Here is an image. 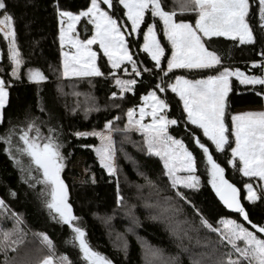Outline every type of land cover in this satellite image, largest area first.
Wrapping results in <instances>:
<instances>
[{
	"label": "snow or ice",
	"instance_id": "6c2138e0",
	"mask_svg": "<svg viewBox=\"0 0 264 264\" xmlns=\"http://www.w3.org/2000/svg\"><path fill=\"white\" fill-rule=\"evenodd\" d=\"M118 2L124 10L123 17H126V20L119 14L113 15L116 10V0H90L86 8L78 14L55 5L60 24L59 42L63 76L65 78L103 76L104 73L97 64L98 53L92 49V45H98L103 57L107 58L111 69L109 75L120 90V98H124L126 92L134 90L133 86L136 85L137 80L135 78L122 80L116 75V70L121 69L123 65V71L127 72V65H131L134 76L142 75L139 71L142 65H138L130 54V44L126 42L125 33L129 36L142 33L143 43L139 45V51L147 54L154 62L153 67L157 71L153 73L152 69L147 67L144 70L155 75L157 82L153 90L141 95L138 112L135 107L127 110V123L123 129H113L112 121H108L104 125L103 132L77 131L73 135L77 138L96 137L100 145L86 147H93L100 166L109 176H114L117 169L112 132L135 131L141 134L147 153L159 157L162 161L163 175L167 177L175 197L189 203L180 188L198 190L200 180L196 173L200 162L193 151L185 146L182 139H177L169 133L170 126L181 123L180 120L168 116L169 103L166 94L169 91L174 93L183 106L186 123L194 126V129L201 130L203 137L211 142L206 146L197 131L185 128L196 148L203 154L209 176L208 183L213 192L226 209L238 213L255 231L249 230L244 223L229 218H221L216 226H213L197 212L200 216L199 224L209 233H214L218 239L212 241L209 237H205V242L201 243L197 238L196 245L201 248H211V251L196 252L185 245L184 241L191 242L192 236L189 233H198L199 228L194 227L187 220L177 219L180 209L177 208L172 197L165 196L162 202L157 201L155 205H149L160 210L159 216H153L152 219L160 218L167 222L169 234L177 241V247L188 254L189 264H264V224L253 223L250 220L245 207L242 206L238 188L225 178L226 169L210 154V147L214 146L217 153L225 154L228 166L234 171L238 170L241 176L249 178V182L244 184L247 193L244 199L249 203H255L259 197L250 180L258 179L260 185L264 186V111L231 114L229 128L227 108L229 93L233 91L232 78H235L240 85L253 86L250 90L264 99V92L255 88L257 85L264 87V76L246 75L239 69L218 67L221 66V58L209 47L213 37L238 41L239 45L256 43L255 29L250 17L253 15L252 9L255 4L258 27L264 34V0H180V15L194 14V25L183 19H174L177 11L165 10L163 0H118ZM0 13H2L0 35H3L7 42L8 60L11 64L9 75L18 80L24 61L18 50L13 17L8 12L6 0H0ZM147 13H150L153 20L158 18L162 22L164 39L171 47L170 55L158 39L159 29L154 23L148 22ZM82 18L87 24L92 25L91 36L85 39L79 38L76 34V25ZM129 24L130 29L127 27ZM66 44L74 51H64ZM259 55L264 58V47ZM257 66L264 69V59L259 65L253 62L252 67ZM175 69H215L217 74L209 75L206 79H186L182 75H175ZM170 73L175 76L174 82L169 76ZM25 75L28 82L36 85L47 79L38 68H29ZM9 87L10 84L0 79V123H2V110L8 103ZM112 95L113 98L116 97V93ZM92 110L98 109L90 108L86 111ZM146 117L151 118L150 122L144 123ZM13 137L18 139L14 141ZM0 141L5 145L3 151L12 161L13 166L18 167L22 175L26 173L24 182L28 183L30 188H35L37 184L42 185L39 193L42 207L48 211L51 221L62 226L67 225L71 236L65 243L78 248L79 258L84 264H113L110 258L90 245L84 228L79 223H73L79 221L80 217L73 214L72 207L68 203V189L61 178V172L65 167V156L61 152L64 144L60 140L58 129L49 126L45 135L36 123V118L26 119L23 127L17 128L13 125L6 129L5 134L0 136ZM138 174L144 176V173ZM144 178L150 186L155 187L147 176ZM11 195L15 196L16 193L13 192ZM122 199L118 189V206ZM9 213H11L9 218H12L14 223L11 229L0 230V251L4 253V264H16L15 257H9L8 252L15 253L24 243V235L20 228L23 221L17 213L7 207L4 200L0 199V215L8 217ZM34 235L40 239V243L48 252L39 264H72L67 255H56L53 241L47 234ZM118 239L122 240L121 250L127 257L128 243L119 235ZM213 244L219 247H214ZM224 247H227L228 251H220ZM141 248L145 264H179L178 256H165L163 249L148 245L146 242H141ZM218 251L219 256L214 258V254Z\"/></svg>",
	"mask_w": 264,
	"mask_h": 264
},
{
	"label": "trees",
	"instance_id": "16d2710c",
	"mask_svg": "<svg viewBox=\"0 0 264 264\" xmlns=\"http://www.w3.org/2000/svg\"><path fill=\"white\" fill-rule=\"evenodd\" d=\"M6 3L8 12L13 17L16 43L24 63L21 65L20 79H13L9 75L11 64L8 60L7 42L0 35V79H4L11 85L8 88V103L2 110L0 136H3L6 129L13 125H16L17 128L23 127L25 120L32 118H36V123L45 135H47L49 126L58 129L60 140L64 144L61 152L65 156V167L61 172V178L68 189V203L72 207L73 214L80 217L79 221L73 223H79L84 228L86 239L96 251L110 258L113 264H145L142 258L141 242H146L148 245L163 249L165 256H178L179 264H189L188 254L177 247V241L169 234L167 227L160 221L152 219L154 215L151 216L147 212L148 208L145 209L146 204L144 203L155 200L152 196H158V193L161 201L165 196L172 197L177 208L180 209L183 220H187L195 226H201L199 224L200 216L197 215L199 212L213 226H216L217 221L221 218H229L244 223L246 227L252 229L251 225L243 221L239 214L228 213L213 192L208 183L209 176L206 171V163L203 161V154L200 149L196 148L191 135L185 131V128L197 131L199 138L206 146H209L211 142L203 137L201 130L194 129V126L186 123L183 106L179 98L171 91L166 94L169 103L168 116L180 120L181 123L170 126L169 133L177 139H182L185 146L193 151L200 162L199 170L196 173L200 180L198 190L180 188V191L187 196L189 203L175 197V192L172 191L167 177L163 175L162 161L159 157L148 154L146 148L140 145L141 134H125L122 137L123 143L125 141L127 144L126 146L122 143V152L126 158L120 154L117 160L121 172V178L117 181L100 166L93 147H86L97 146V139L94 137L77 138L71 132L69 127L71 113L80 114L84 120L97 116L102 122L112 121L114 129H121L125 122L124 116L127 110L133 107L137 108L141 104V95H146L149 90H153V86L157 82L156 77L144 69L145 67L151 68L153 73L157 70L153 67L154 62L147 54L139 51V45L143 43L142 33L131 36L125 33L126 42L130 44V54L138 65H142L139 68L142 75L136 77L131 70L129 78H135L137 83L133 86L132 92H126L124 98H120V90L116 86L115 80L109 75L111 69L107 63V58L103 57V53L99 51L97 45L93 46V50L98 53L97 64L104 73L103 76L83 80H68L63 77L59 42L60 24L55 5L77 14L86 8L90 0H6ZM163 5L165 10H173L171 0H163ZM123 11L122 6L116 0V10L113 15L119 14L126 20V17H123ZM256 11L254 4L250 22L255 29L256 43L239 45L238 41L223 37L212 38L209 47L210 50L217 52L221 58V66L218 67L239 69L246 75L264 76V69L259 66L252 67L253 62L259 65L264 59L259 55L262 47H264V34L258 27ZM146 18L148 22L154 23L159 29L158 39L167 48V54L170 55V45L164 39L161 21L158 18L153 20L150 13L146 14ZM174 19H183L193 24L195 15L191 13L180 15L177 12ZM127 27L130 29L131 25L129 24ZM141 27L143 28L144 25ZM91 29L92 26L87 24L84 19L77 26V32L81 39L90 37ZM163 63L166 67V61ZM29 68L40 69L47 79L39 85L28 82L25 73ZM174 73L175 75H182L186 79H202L217 74L215 69H179L174 70ZM120 74V70L116 71L117 76H121ZM169 76L173 82L175 76L171 73ZM231 84L233 91L229 93L227 108L229 114L227 126L229 128L231 126L230 116L234 113L236 96L247 93L255 94L254 91L250 90L253 86L240 85L235 79H231ZM255 88L264 92L262 86L257 85ZM113 93H116L115 98H113ZM160 95L164 96V94ZM90 108L98 110L86 111ZM117 117L119 119H116ZM17 139L18 137H13L14 141ZM4 147L5 145L0 141V199L4 200L7 207L22 219L23 223L20 228L22 234L25 235L24 241L28 242L30 237L32 240L30 242L34 244V234L45 233L53 241L57 256L64 254L70 258L72 264H84L79 258L78 248L65 243L71 236L67 225L62 226L51 221L48 211L42 207L39 198L42 185L37 184L35 188H30L28 183L24 182L26 173L22 175L19 168L13 166L12 161L3 151ZM210 154L226 169L225 178L238 188L243 207H245L250 220L253 223L264 224V190L259 180L255 178L250 180L259 199L255 203L245 201L244 184L249 182V178L241 176L238 170L234 171L228 166L225 154L217 153L214 146L210 147ZM78 157L85 161L86 176L82 184H75L66 176L69 166ZM138 173H144V176H147L155 187L150 186L144 176ZM29 183L32 182L29 181ZM143 188H146L145 192L141 191ZM154 188H157L158 192L153 191ZM118 189L123 198L119 206L117 205ZM13 192L16 193L15 196L11 195ZM145 196L151 197V200H146L147 197L144 199ZM125 206L131 209V223L124 221L122 215L117 213ZM10 216L11 213L8 214V217L0 215V230L12 228ZM108 219H113L111 220L112 224L106 225L104 223ZM109 227L127 241V257L121 250L122 242H120V247H116L111 241ZM126 228H131V232L127 233ZM43 249L42 246L38 255ZM10 255L11 252L9 251L8 256L10 257ZM4 259V253L0 251V264H4Z\"/></svg>",
	"mask_w": 264,
	"mask_h": 264
},
{
	"label": "rangeland",
	"instance_id": "374dc122",
	"mask_svg": "<svg viewBox=\"0 0 264 264\" xmlns=\"http://www.w3.org/2000/svg\"><path fill=\"white\" fill-rule=\"evenodd\" d=\"M171 2H172L171 8L173 10H176L177 12H179L180 0H171ZM184 14H186V13H184ZM0 18H2V14H0ZM194 23H193V25H194ZM78 24L76 25V34H78V32H77V26H78ZM134 35H136V34H134ZM78 36H79V34H78ZM79 38H80V36H79ZM93 46L94 45H92V49H93ZM170 50H171V47H170ZM64 51H66V52H72L74 50L71 49V47L66 44L65 45V48H64ZM170 54H171V52H170ZM61 59H62V57H61ZM123 68H124V66L122 65L121 66V69H117L116 70V71H119V70L121 71V74H120L121 76H118V77L120 79H122V80L123 79H130L129 78V73H131V70H132L131 69V65H127V72L123 71ZM175 70H179V69H175ZM62 73H63V68H62ZM88 78H91V77H76V76H70L68 78H65L64 77V79H68V80L69 79H80V80H83V79H88ZM202 79H206V78H202ZM232 79H235V78H232ZM136 110L138 112V107L136 108ZM124 117H125V122L123 124V127L127 123V115L125 114ZM150 119H151L150 117H146L145 120H144V123L150 122ZM105 123H107V122H102L97 116H94V117L90 118L89 120H84L80 114H78V113H71L69 127H70V130H71L72 133L77 132V131H79V132H92V131L103 132L104 131V125H105ZM123 127L121 129H123ZM125 134L137 135L139 133H137L135 131L122 132V131H115V130L112 132V138H113V142H114L113 143V146L115 148V165H116V169H117L116 175H114L113 177L117 181L121 178V172H120V169L118 168L117 160H118L120 154L122 155V157H125L126 158L125 154L122 152V143H123V138L122 137ZM88 137H94V136H88ZM94 138H96V137H94ZM141 138L142 139H141V144L140 145H142L144 147L142 135H141ZM97 141H98L97 146H99L100 145V141L98 139H97ZM123 145H126L127 146V144H126L125 141H124ZM136 145H138V144L136 143ZM233 146H234V138H233ZM94 154H95V157H96L97 161L99 162V159H98L95 151H94ZM84 162L85 161H84L83 158L78 157L69 166V168H68V170L66 172V176H67L68 179H70L71 182H73L75 184H82L84 182V178L86 176V170H85ZM91 178H92V180L94 179L93 176ZM261 187L264 190V186H261ZM149 188H152V187H149ZM144 190H146V188H143L141 191H144ZM152 190L155 191V192H158L157 191V188H154ZM137 191H140V190H137ZM244 192H245V190H244ZM246 195H247V193L245 192V196ZM146 197L147 196H145L144 199ZM152 197H154L155 200H152V202H149V203L148 202L147 203H144V204H146L145 209L148 208L147 209V212L151 216H153V215L154 216H159V211L160 210L158 208H156V207H150L149 205H155L157 203V201H159V199L161 197H159V193H158V196H155L154 195ZM146 200H151V197H147ZM244 200L247 201L246 199H244ZM160 201H161V199H160ZM247 202H249V201H247ZM117 213H120L122 215L121 217L123 218L124 221H128V223H131L132 222L131 209H129V208H127L125 206V207H122L121 210L119 212H117ZM177 219L183 221V218L180 215V211L177 213ZM111 220H113V219H111ZM111 220L110 219L105 220L104 223H106V225L107 224H112V221ZM156 220L160 221L161 223H163L167 227V222L166 221H163L160 218H158ZM11 221H12V226H13L14 220L11 219ZM239 223H241V222H239ZM186 226L187 225H185V227ZM193 226L196 227V228H199V232L198 233L197 232H190L189 234L192 236V240H191V242L185 240L184 241L185 245H187L188 247L192 248V250L193 251H196V252H200V251L210 252L211 251V248H207L206 249V248H201L200 246L196 245L197 238L200 239L201 243H204L205 242V237H209L212 241H216L218 238L215 236L214 233H209L208 230L207 229H204L202 226H195L194 224H193ZM126 229H127L126 230L127 233H130L131 232V231H129V229H131V228H126ZM249 230L254 231V230H252L250 228H249ZM109 235H110L111 241H113V243L116 245V247H118V245L120 246V242H122V241L120 239H118V235L119 234H117L113 228H110ZM257 235H259V234L257 233ZM34 240H35V243L32 244L30 242L32 240H30V237H29L28 242H26V240H25L24 243L21 244L17 248V251L15 253H13V252L10 251L11 252L10 257H15L16 264H39L40 260H42L43 257L48 254L47 249L40 243V239L37 236H35V239ZM42 246H43L44 249L42 250L41 254L38 255L40 253L39 250H40V248ZM212 246L219 247L218 245H215V244H213ZM220 251L226 252V251H228V248L227 247H224L223 249H220ZM219 254H220L219 251L217 253H215L214 254V258L215 257H218Z\"/></svg>",
	"mask_w": 264,
	"mask_h": 264
},
{
	"label": "crops",
	"instance_id": "0c3cea01",
	"mask_svg": "<svg viewBox=\"0 0 264 264\" xmlns=\"http://www.w3.org/2000/svg\"><path fill=\"white\" fill-rule=\"evenodd\" d=\"M246 111H264V99L254 93L240 94L236 96L233 114Z\"/></svg>",
	"mask_w": 264,
	"mask_h": 264
},
{
	"label": "water",
	"instance_id": "95a60500",
	"mask_svg": "<svg viewBox=\"0 0 264 264\" xmlns=\"http://www.w3.org/2000/svg\"><path fill=\"white\" fill-rule=\"evenodd\" d=\"M240 199H241V197H240ZM218 200H219V198H218ZM220 201V200H219ZM221 203V202H220ZM241 203H242V201H241ZM221 205L224 207V205L221 203ZM242 206H243V204H242ZM224 209L228 212V213H230V214H238V213H235V212H232L231 210H229V209H226L225 207H224ZM254 230V229H253ZM255 231V230H254Z\"/></svg>",
	"mask_w": 264,
	"mask_h": 264
}]
</instances>
